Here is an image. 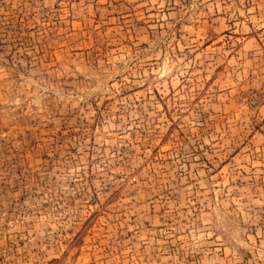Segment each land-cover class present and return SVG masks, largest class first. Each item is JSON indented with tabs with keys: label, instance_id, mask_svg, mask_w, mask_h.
I'll use <instances>...</instances> for the list:
<instances>
[{
	"label": "rangeland",
	"instance_id": "rangeland-1",
	"mask_svg": "<svg viewBox=\"0 0 264 264\" xmlns=\"http://www.w3.org/2000/svg\"><path fill=\"white\" fill-rule=\"evenodd\" d=\"M0 264H264V0H0Z\"/></svg>",
	"mask_w": 264,
	"mask_h": 264
}]
</instances>
